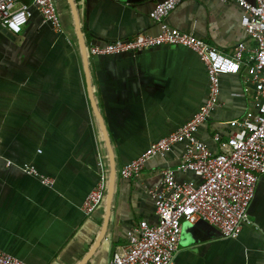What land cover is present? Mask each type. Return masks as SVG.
<instances>
[{
	"label": "crops",
	"instance_id": "obj_1",
	"mask_svg": "<svg viewBox=\"0 0 264 264\" xmlns=\"http://www.w3.org/2000/svg\"><path fill=\"white\" fill-rule=\"evenodd\" d=\"M54 1L60 32L32 5L20 34L0 27V251L26 264H108L132 227L156 223L152 193L186 145L151 158L137 178H123L122 168L193 118L207 98L206 71L181 46L88 54L90 43L156 35L148 15L165 0ZM242 15L236 0H185L166 23L229 54L240 42L249 50L255 45L240 26ZM219 87L218 105L196 132L212 152L218 151L214 135L228 140L245 113L255 111L246 65L221 76ZM22 164L39 177L22 173ZM100 178L102 200L86 215L82 203ZM175 181L199 183L190 172L177 173ZM248 214L253 226L236 239L183 220L172 264H264V176Z\"/></svg>",
	"mask_w": 264,
	"mask_h": 264
},
{
	"label": "built area",
	"instance_id": "obj_2",
	"mask_svg": "<svg viewBox=\"0 0 264 264\" xmlns=\"http://www.w3.org/2000/svg\"><path fill=\"white\" fill-rule=\"evenodd\" d=\"M184 1L165 0L150 11L149 18L159 27L156 35L139 33L103 45L90 43L87 47L90 56H117L162 46L185 47L202 62L208 81L206 101L193 118L151 143L144 153L122 168L123 178H137L151 158L163 156L177 143L186 145L180 163L161 171L160 186L152 193L156 223L141 221L132 227L126 244L112 254L108 264H172L183 220L213 225L224 238L231 239L238 238L243 227L253 226L248 207L257 183L264 176V0H236L243 9L240 26L255 45L249 50L240 42L229 54L166 23L169 14ZM31 5L43 23L55 32L61 31L54 0H0V27L11 35L20 34L32 15ZM245 52L249 53L246 60L243 59ZM242 65H246L251 75L255 111L245 113L228 140L222 141L218 134L214 135L218 151L212 152L197 138L196 132L218 105L220 77L238 74ZM6 165L11 166L12 162L6 161ZM19 169L25 175L39 177L34 166L22 164ZM186 172L193 173L199 183L175 181L177 173ZM41 180L46 186L52 184L50 178ZM103 189L104 179L100 178L82 203L84 214H90L100 203ZM0 264L26 263L0 251Z\"/></svg>",
	"mask_w": 264,
	"mask_h": 264
},
{
	"label": "water",
	"instance_id": "obj_3",
	"mask_svg": "<svg viewBox=\"0 0 264 264\" xmlns=\"http://www.w3.org/2000/svg\"><path fill=\"white\" fill-rule=\"evenodd\" d=\"M3 31L7 32L6 29H3Z\"/></svg>",
	"mask_w": 264,
	"mask_h": 264
}]
</instances>
